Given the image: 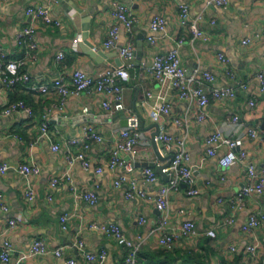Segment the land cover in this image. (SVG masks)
<instances>
[{"label": "crops", "instance_id": "crops-1", "mask_svg": "<svg viewBox=\"0 0 264 264\" xmlns=\"http://www.w3.org/2000/svg\"><path fill=\"white\" fill-rule=\"evenodd\" d=\"M69 1L75 5L69 4ZM0 0V49L9 58L25 57L22 72L30 74V84L36 85L51 81L54 77L79 68L92 75L118 64L123 60L118 48L101 50L103 58L95 57L81 49L75 38H82L84 13L90 17L87 39L101 48L114 19L112 12L117 3H123L130 9L134 22L130 29L122 28L119 45L134 43L136 57L130 68L132 78L123 82L124 113L114 112L112 117L103 106L104 96L101 93L84 92L81 95L69 96L64 104L55 92H41L25 85L7 87L0 83V162L12 165L34 163L41 169L40 174L32 175L31 181L37 197L29 203L24 197L25 176L12 167L0 172V194L9 206L8 210L0 209V247L6 241L13 243L15 251L9 261L0 260V264H17L21 254L28 251L35 239H42L49 247L64 246L63 255L29 256L22 264H65L69 257H74L78 264H87L83 250L75 248V242L82 240L86 252L108 253L105 264H123L126 251L124 247L108 233L93 227L92 223L116 221L124 233L137 239L142 236L140 256L137 264H149L150 254L158 249H183L207 254L206 264H246L248 254L245 244L248 236L242 230V224L253 212L264 211V192L253 194L240 208L233 206L234 197L250 179L247 164H264V90L258 72L264 70V0H229L226 6L211 4L210 0ZM178 2L190 6V19L199 21V25L208 35V39H196L180 47L182 64L191 74L195 69L212 72L216 80L207 83L213 86H238L240 82L246 87L237 89L235 97L224 100H211L205 107L206 117L197 118L199 112L195 100L180 98L176 90L167 85L160 86L147 72L143 63H151L159 52L176 46V41L184 37L192 38L193 33L188 25H182L179 19ZM28 5H42L51 8L52 15L62 20L61 25L46 24L43 19L27 15ZM161 14L167 19L165 31H153L150 23L155 15ZM34 24L35 38L38 47L28 49L18 40V31ZM156 42L150 41V37ZM251 37V42L244 44L243 39ZM141 42V53L139 44ZM31 50V51H30ZM65 51V58L58 60L57 53ZM100 50V49H99ZM222 53L227 58H219ZM32 55H35L33 57ZM234 74L232 76L231 74ZM162 91L170 104V114L161 119L166 122L165 131L174 138H185L190 153V164L194 168L199 193L191 195L182 184L180 189L171 192L168 212L170 215L169 230H176L187 219L193 220L200 234L193 237H182L174 247L160 245L159 234L153 229L158 224L160 211L154 201L139 195L127 197L128 184L116 186L117 175L128 173L120 166L114 171L108 169L112 142L117 132L125 125L114 127L111 124L120 122L129 114H137L141 120L144 140L139 144L135 169L129 174L135 178L140 188L145 189L149 197H154L159 187L168 178L158 174L154 182L145 180L143 165L147 161L159 162L153 147L151 127L156 121L150 117V104L153 100L148 92ZM254 98L255 104H250ZM25 101L26 109L4 110L12 103ZM87 107L88 112H83ZM239 116L237 122L233 121ZM44 116L50 120L49 132L52 140L41 137V121ZM187 117V121L184 118ZM175 118L182 123L175 122ZM111 119V120H110ZM92 124L103 136L102 141H90L85 149L82 142L69 144L71 138H80L83 127ZM258 129L257 136L247 133L249 128ZM222 129L233 137H244L243 146L247 157L230 167H222L220 157L227 147L222 145L216 154L207 155L206 138L213 131ZM52 142L61 145L59 150L52 149ZM85 150L92 165L85 168L76 162L72 168L75 185L83 191H95L98 200L91 204L85 200H76L67 181L51 185L53 177L60 176L67 165L66 152ZM161 155L171 154L159 143ZM177 148V147H176ZM103 166L99 173L96 168ZM154 168V167H153ZM155 169V168H154ZM156 171V170H155ZM52 196L50 199L49 196ZM68 213V228H63L60 216ZM234 218L228 223L227 220ZM18 219V226L11 228L9 220ZM213 228L215 238L206 231ZM262 243L260 264H264V228L255 232ZM72 241V244L69 242ZM231 245L237 249L232 251ZM154 264V263H153Z\"/></svg>", "mask_w": 264, "mask_h": 264}, {"label": "built area", "instance_id": "built-area-1", "mask_svg": "<svg viewBox=\"0 0 264 264\" xmlns=\"http://www.w3.org/2000/svg\"><path fill=\"white\" fill-rule=\"evenodd\" d=\"M211 4L218 6H226L229 0H210ZM180 12L179 19L182 25H188L193 33L191 39L186 40L184 37L179 38L176 41V46L157 53L151 63H143L142 67L160 86L167 85L170 88L177 91L180 98H186L195 100L199 107L197 118L202 120L206 117L205 107L211 100H224L227 98L235 97L237 89L246 87V84L240 82L236 86H218L215 85L211 89L207 88V83H214L216 80L215 75L208 70L195 69L191 74L188 73L187 68L182 64L180 56V47L186 43H193L196 39L202 38L208 39V35L204 29L199 25L201 19H190V6L186 2H178ZM27 15L32 17L41 18L46 24L61 25L63 22L60 19H56L52 15L51 8L44 7L42 5H28L26 7ZM112 17L114 22L108 31V35L103 42L101 48L94 47L95 50H107L110 48H118L119 55L123 60L121 65H114L107 69L100 71L96 75L87 73L86 71L76 68L71 72L62 73L54 77L49 82H44L36 85L30 84V74L28 72H22L21 67L25 63V57L9 58L7 54L0 49V83L7 87H13L21 84L36 88L41 92H55L61 100V104H64L66 99L71 95H81L84 92L87 93H101L104 96L103 106L107 110L109 116L112 117L114 112L125 109L123 101V82H127L132 78L130 68L133 65V61L136 57V47L134 43H127L125 45H119V38L122 28L130 29L134 18L131 15L130 9L123 3H117L114 6ZM153 31H165L167 28V19L161 15H155L150 23ZM36 26L31 24L18 31V40L23 43L28 49L35 50L38 47V42L35 38ZM259 35L264 36V30ZM150 41L155 43L156 38L151 36ZM81 38L76 37L75 42L78 43ZM251 37L243 39V43L247 44L251 42ZM30 50V51H31ZM35 57V55H32ZM65 51L60 50L56 58L62 60L65 58ZM219 58L223 61H227L224 54L220 53ZM234 76V74H231ZM258 76L261 80V89L264 90V70L258 72ZM147 96L153 100L150 104V117L159 124V133L155 139L157 143H162L165 149L173 153V157L169 165L162 168V171L168 175V181L162 184L157 190L154 197H149L145 189L139 187L138 182L133 178L129 172L133 171L136 166L137 156L139 153V144L143 142L145 136L141 129V120L137 114L127 115V125L120 128L117 134L113 138L111 152L109 158L106 161L109 170L114 171L117 167H124L128 173L117 175L114 179L116 186L128 184L130 187L126 193L127 197H134L139 195L144 199L154 201L157 209L160 211V217L158 219L157 226L153 229L154 232L159 234L158 241L160 245L172 248L176 242L182 237H193L200 234L196 223L187 219L180 224L178 229L169 230L170 227V215L168 212L169 196L171 192L180 189L184 184L187 187V192L191 195L199 193V188L196 183L194 168L190 164V153L187 149L185 138H174L165 131L166 122L161 118L170 114V104L166 98V95L159 91L157 93L148 92ZM250 104L254 105V98L250 99ZM26 109L29 113L32 112L30 108L26 107V103L23 100L12 103L7 107L4 112L10 113L17 109ZM83 112H88L87 107ZM111 120V119H110ZM239 120V116L235 115L234 122ZM187 121V117L184 118ZM175 122L182 123L181 119L175 118ZM50 120L48 116H44L41 121V137L52 140V136L49 132ZM247 133L251 136H257L258 129L251 127ZM103 136L99 133L95 126L92 124H86L83 127L82 136L80 138H71L68 140L69 144H77L82 142L84 148L87 149L90 146V141H102ZM244 137H233L231 134H227L222 129L213 131L206 138L208 145L207 155H214L217 149L224 145L227 150L220 157V164L222 167H230L231 165L244 162L247 157L245 150H238L243 146ZM53 150H59L61 148L60 143L52 142ZM177 147V148H176ZM160 153L161 149L159 148ZM67 165L64 168L62 174L57 177H53L51 181L52 186H56L60 181H67L70 190L76 200H85L91 204H94L98 200V196L95 191H83L79 189L74 182L72 168L76 162H81L85 168H90L92 163L87 157L85 150L74 152L71 148L66 152ZM14 167L25 176L24 197L29 203H33L36 200L37 193L33 182L31 181L32 175H38L41 169L34 163H23L18 165H12L8 162H0V172L4 173ZM247 173L249 181L238 191L234 197L233 206L235 209L244 205L247 197L257 193L264 192V164L257 166L255 163H248ZM97 172L104 171L103 166L96 168ZM158 179V174L153 167H147L145 169V180L147 182H154ZM51 199L52 196L50 195ZM0 209L8 210L9 206L4 201L0 194ZM70 215L64 213L60 216L61 225L63 228H68V220ZM234 221V218L227 220L228 223ZM9 226L11 228L18 226V219L12 218L9 220ZM93 227H98L100 230L111 235L118 244L124 247L126 254L123 264H137L139 260V253L141 250L142 236H138L137 239H133L127 236L122 227L116 221H110L108 223H92ZM243 232L248 236L245 251L248 254L246 264H260L262 243L259 236L255 233L258 228H264V211L251 213L242 224ZM208 236L215 238L217 232L215 229L210 228L206 231ZM75 246L85 253L87 264H105L108 253L106 250L99 252H86L84 249V243L82 240L75 242ZM232 251H235L237 247L231 245ZM15 251L14 245L10 241H6L2 247H0V260L9 261L13 252ZM64 246L49 247L44 240L35 239L29 246L28 251L20 255L17 264H22L21 261L29 256L37 255H63ZM65 264H78L74 257H69ZM217 264H224L222 261H217Z\"/></svg>", "mask_w": 264, "mask_h": 264}, {"label": "water", "instance_id": "water-1", "mask_svg": "<svg viewBox=\"0 0 264 264\" xmlns=\"http://www.w3.org/2000/svg\"><path fill=\"white\" fill-rule=\"evenodd\" d=\"M69 4L75 5L71 1H69ZM89 19H90V17L88 15H86V13H84L83 30L85 32L83 33L82 38L78 42V44L83 51H85L87 54L95 57V59L97 61H100V59L103 58V55H104L103 52L101 50H95L94 49V47H95L94 43L90 42L87 39V32L86 31H88V29H89ZM138 44H139L138 50H139V54H140L141 49H142L141 42H138ZM117 62H118V64L121 65V62L119 59L117 60ZM120 112L124 113V110H121ZM127 123H128L127 117L123 116V119L120 122H117V123H114L111 125H113L114 127H119L121 125H127ZM151 127L153 128V131H152L153 147H154V149H155V151L159 157V162H162V163H157L156 161H147V162H144L143 165L149 166V167H154L157 173L163 175L166 178H169L168 175L162 171V168L169 165V163L173 157V153L166 155V156L161 155L160 150H159V144L157 143V141L155 139L156 135L159 133V124L157 122H155ZM261 127L264 130V124H262ZM69 244H72V241H70ZM75 248H77V247L75 246Z\"/></svg>", "mask_w": 264, "mask_h": 264}, {"label": "trees", "instance_id": "trees-1", "mask_svg": "<svg viewBox=\"0 0 264 264\" xmlns=\"http://www.w3.org/2000/svg\"><path fill=\"white\" fill-rule=\"evenodd\" d=\"M139 254L140 256L144 255L142 249ZM148 255L151 258L149 264H206L207 259V254L178 248L174 250L158 249Z\"/></svg>", "mask_w": 264, "mask_h": 264}]
</instances>
